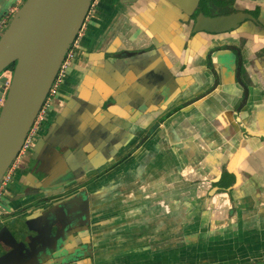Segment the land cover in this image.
I'll return each mask as SVG.
<instances>
[{
    "label": "crops",
    "instance_id": "crops-1",
    "mask_svg": "<svg viewBox=\"0 0 264 264\" xmlns=\"http://www.w3.org/2000/svg\"><path fill=\"white\" fill-rule=\"evenodd\" d=\"M164 1L95 0L84 41L73 60L66 83L60 87L58 100L55 98L58 109L65 110L69 100L74 102L72 97L75 95L96 101L98 95L109 89L100 77H92L90 89L80 88L84 70L79 68L94 66L101 70L104 65V53L98 51L176 38L175 34L180 31L176 19L183 16V9L189 10L198 0H171L170 14L159 9ZM238 2L243 7L257 2L264 4V0ZM167 15H170L171 22L163 31L169 34L156 38L145 35L144 29L148 30L147 27L154 22L157 25ZM199 108L200 111L191 106L187 111L177 112L127 161L94 182L89 183V180L95 176V170L78 167L74 181V185L79 184L77 190L71 189L70 184L49 187L46 183H30L25 165L3 202L0 216L4 221L6 214L17 213L6 229H10L18 240H24L22 234L17 233L19 230L33 233L30 226L33 222L27 224L29 218L38 217L41 211L52 206L62 207L66 201L79 203L80 199L75 197L84 191L86 201L82 202L86 203L88 217L90 215L95 245L93 253L86 255L76 251L78 243L89 240L90 234L87 227L79 228L72 220L70 230L59 236V240L64 239L63 245L52 251L43 264H264V141L252 138L242 141L238 134V154L242 155L239 187L234 191L233 199L227 194L209 198L208 180L220 173L219 160L227 158L221 155L224 146L218 148L216 145L219 142L232 145L239 128L233 111L216 105ZM156 116L158 113L145 121H153ZM116 122L129 128L134 135H129L133 137L122 146L128 135L118 128L115 144L119 147L113 153L106 147L97 150L101 162L110 156L112 162L119 159L136 144V137L143 134L140 128L130 126L127 121L121 122L118 118ZM243 122L254 129L263 127L264 110L246 112ZM50 123L46 124L41 135L45 134ZM196 144H201L207 154L199 157L198 165L183 172L189 179L184 181L180 171L197 151ZM194 160L191 162H197ZM40 197L45 198L44 201L48 197L54 199L42 208L43 203L37 204ZM232 206L235 210H231ZM19 220L21 224L17 226ZM1 234L0 254L3 256L7 250L3 247Z\"/></svg>",
    "mask_w": 264,
    "mask_h": 264
},
{
    "label": "flooded vegetation",
    "instance_id": "flooded-vegetation-1",
    "mask_svg": "<svg viewBox=\"0 0 264 264\" xmlns=\"http://www.w3.org/2000/svg\"><path fill=\"white\" fill-rule=\"evenodd\" d=\"M94 2L95 0H93L84 25L72 45L75 57H77L80 44L84 41ZM164 2L167 3L166 0ZM170 2L171 0H168V6L159 9L163 13L170 14L172 11L169 8ZM240 5L238 0H198L194 7L189 10L183 9V16L176 19L177 29L180 31L175 34L176 38L172 41L157 40L151 43H137L117 50L98 51L97 53H104L102 69L97 70L94 66L85 68L84 77L81 80L79 79L80 86L83 89H86L85 87L90 89L92 79L100 77L104 84L109 86V89L106 88L101 95H98L96 101L93 99L86 100L84 97L74 94L75 96L72 97L74 102L69 100L65 106V108H72L71 112L67 114L64 113L65 110L58 109L56 99L51 103L47 117L38 132L40 136H44L45 141L41 142L45 147V151L32 162L31 151L36 147V141L38 140L35 139L27 156L21 160L13 180L4 193L0 205V215L3 211V202L10 193V187L18 173L25 170V165L26 176L30 183L34 184L47 182V185L53 177L58 176V174L63 176V172L72 169V160L65 156L66 149L64 145L62 147L58 145L61 144L62 140L59 135H56V131L53 133V130L50 129L51 126L54 125L59 130L64 126H71L74 135H79L78 129L83 124H87L90 128H96L98 132L102 130L103 134H87L76 142L98 143V145H94L89 149V153L86 152V155L79 154L77 157L79 164L84 169L89 167L86 170L96 171L95 176L89 180V183H91L101 175L127 161L136 150L154 137V134H157L158 128L166 120L177 112L187 111L191 106L199 111V107L202 108L207 105L211 107L216 105L221 109L233 111L239 133L236 134V139L233 136L231 147L222 144V142L216 145L218 148L224 146L225 150L221 152V155H225L227 158L219 160L220 173L213 179H207L210 184L207 191L209 198L219 194H227L233 199L234 191L239 187L237 185L239 182L238 176L241 172L239 162L242 155L238 154V146L240 145L238 134L241 136L240 140L242 141H246L248 138L264 141V125L254 129L243 122L246 112L264 110V4L257 2L247 7ZM201 14L209 17L229 18L226 21L227 23L216 25L218 28H226L211 30L205 28L206 25L201 22L199 26L202 28H198L197 20ZM160 26L162 27V25H156V28ZM151 28H155V26H151ZM163 32L169 34V32ZM183 34H185V37ZM75 57H73L69 67L63 74L62 85L66 83ZM60 90L59 88L57 95ZM155 113H158V116L153 121H145L150 115L154 116ZM116 118H120L121 122L127 121L130 126L140 128L143 134L136 137V144L119 159L112 162L110 156V158L108 157L101 162L102 160L98 157L96 151L106 147L113 153L119 147V144H115L118 138L115 133L118 128L128 135L123 139L122 146H125L133 137L129 135H134L122 123L121 125L117 124ZM48 123H50L49 128L46 129L44 135H41ZM255 133H263V135H253ZM51 139H56L58 146L52 144ZM73 140H75V137ZM195 147L197 151L191 157V161L195 159L194 161L197 162L186 161L187 163L180 171L184 181H189V179H186L183 172L193 165H198L200 162L199 157L207 154H205L206 149L201 144H196ZM232 147L234 148L233 151H231ZM78 151L79 149H77ZM57 154H59L58 157H54ZM78 162L76 163L78 164ZM53 164H56V166H52ZM101 166L104 167L98 172L97 170ZM36 171L39 172L38 175ZM65 174L68 180L71 181L75 179L77 172L75 169L74 172L68 171ZM55 181L57 179L52 181L51 184ZM139 182H141V179ZM70 185L73 190L79 189V184L74 185L73 182ZM53 199L54 197H48L44 201L45 198L40 197L37 199V204L43 203L41 207L44 208ZM75 206L79 207L80 204L76 202ZM233 206L231 210H235ZM16 214L14 212L6 214V221L3 220V216H0V231L4 232L5 237L7 236L5 233L8 232L5 231L6 226L17 217ZM8 218L10 219L8 220ZM35 218L31 219L33 223L30 226L42 229V220ZM76 222L79 228L87 227L90 234L89 240L78 243L76 251L80 254L91 255L95 245L92 237L90 215L88 218L78 217ZM42 238L48 245H54L55 243L53 239ZM7 241L10 244L7 245L6 249L9 248L11 254L16 256V251L17 256L28 255L26 260L21 263L32 259L30 253L33 252V245L28 249L27 241L23 242V245L14 244L11 238ZM19 241L21 240L19 239ZM28 245L31 244L28 243ZM48 252L52 253L48 250L45 254L49 255ZM33 255L35 256V254ZM45 259L44 257L40 264H43Z\"/></svg>",
    "mask_w": 264,
    "mask_h": 264
},
{
    "label": "water",
    "instance_id": "water-1",
    "mask_svg": "<svg viewBox=\"0 0 264 264\" xmlns=\"http://www.w3.org/2000/svg\"><path fill=\"white\" fill-rule=\"evenodd\" d=\"M12 3V0H0V18L12 6ZM92 3L93 0H26L18 8L12 21L1 36L0 74L8 69L12 63H15V67L13 69L11 85L0 108V181L21 150L25 138L59 73L68 51L71 49L84 25ZM160 4V8L168 6L165 2ZM171 7L169 5V8ZM167 16L162 17V23L159 21L157 24L162 25L161 28H156L154 22V24L147 27L150 31L144 29L145 35L150 38H156L158 37L157 35L163 36V28L166 24L170 25L171 22V19L169 20L170 15ZM227 19L229 18L209 17L201 14L197 20V27L202 28L199 26L201 22L206 25L204 27L207 29H225L226 27L218 28L216 25L225 23L228 21ZM151 26H155V28H151ZM80 69L84 70V68H79L78 70ZM3 90V86L0 85V97L2 96ZM56 98L58 100L59 96L57 95ZM71 109V107L66 108L64 113H70ZM53 126L50 129L53 130V133L56 131V135H59L62 140L61 144L58 145L61 147L64 145L66 149L65 156L72 160V169H68V171L72 172L81 166L78 162L79 159L77 160L79 154L86 155V152H90L89 149L91 147L98 145L95 142H76L87 134H103L102 130L98 132L96 128H90L87 124L80 126V129H78L79 135H74L71 126H64L61 130ZM253 135L262 136L263 133H255ZM74 137L75 140H73ZM36 139H38L39 144L36 143V147L31 151L33 160L39 158L42 152L45 151V147L41 142L45 141L44 136L40 137L38 133ZM55 140L51 139V142L58 146ZM77 149H79L78 152ZM58 155L54 157H58ZM52 166H56V164ZM86 169H89V167ZM68 171L63 172V176L58 174V176L53 177L46 186H69L77 178V174L75 179L70 181L65 174ZM37 178L39 179V177ZM55 179L57 181L51 184ZM69 181L70 183H68ZM76 198L81 200H78L79 207H76V202L71 200L64 202L62 207L55 208L53 206L41 211L35 219L42 220V229L33 228V233L29 234H26L23 230H19L17 234H22L24 240L20 239L21 241H19L10 229L5 230H9L5 233L7 235L6 237L0 233L2 238H5V240L2 239V244L5 250H7L6 257L5 255L0 257V264H12V262L21 263L28 256H17L18 253L16 251V256L11 254V250L9 248L6 249L7 245L10 244L7 241L9 238H11V241H14V244L17 243L16 245H23V242L27 241L31 244L28 245L26 242L28 249L33 245V252L30 253L32 254L30 257L32 259L30 261L34 264H40L44 257L47 258L51 255L49 252V255H46V251H55L58 249V246H62L64 239L59 240V236L61 234L65 235V232L70 230L72 222L76 221L78 217L88 218L86 203L82 202L86 201V193L83 192ZM20 220L16 222L17 226ZM30 222H33L31 218L28 219L27 224ZM42 237L53 239L55 242L54 245H48Z\"/></svg>",
    "mask_w": 264,
    "mask_h": 264
},
{
    "label": "built area",
    "instance_id": "built-area-1",
    "mask_svg": "<svg viewBox=\"0 0 264 264\" xmlns=\"http://www.w3.org/2000/svg\"><path fill=\"white\" fill-rule=\"evenodd\" d=\"M23 1L24 0H15V2L12 4V6L0 18V37H1L2 30H4L7 27V25L10 22L11 17L18 10V5L21 4ZM73 57H75V52H74V49L71 47V49L68 51L62 65L60 67L59 73H58L56 79L54 80L41 109L39 110V112L35 118V121L31 127L30 131L28 132V134L25 138V141L22 145L21 150L19 151L17 157L11 163V165L9 166V168L7 169V171L5 172L4 176L2 177V179L0 181V205L2 203L4 193L6 192L10 182L13 180V178H14L17 170H18V167H19L21 160L27 156L28 151L30 150L32 144L34 143V141L38 135V132L41 128L42 123L44 122V120L47 117L50 105L55 100L57 92L62 85L61 83H62L63 74L65 73L66 69L69 67ZM12 76H13V70L12 69H6L5 71H3L0 74V82H1L0 85L3 86V88H4V90L2 92V96L0 97V108H1V104L5 100L8 89L11 85Z\"/></svg>",
    "mask_w": 264,
    "mask_h": 264
},
{
    "label": "rangeland",
    "instance_id": "rangeland-1",
    "mask_svg": "<svg viewBox=\"0 0 264 264\" xmlns=\"http://www.w3.org/2000/svg\"><path fill=\"white\" fill-rule=\"evenodd\" d=\"M25 1H26V0H24L21 4H19V5H18V8H20V7L22 6V4H23ZM12 2L14 3L15 0H12ZM13 17H14V15L11 17L10 22L12 21ZM8 25H9V24H8ZM8 25H7V27H8ZM7 27H6L4 30H2L1 36L4 34V32H5V30L7 29ZM0 38H1V37H0ZM36 143L39 144V143H38V140L36 141ZM77 213L79 214L78 210H77Z\"/></svg>",
    "mask_w": 264,
    "mask_h": 264
},
{
    "label": "trees",
    "instance_id": "trees-1",
    "mask_svg": "<svg viewBox=\"0 0 264 264\" xmlns=\"http://www.w3.org/2000/svg\"><path fill=\"white\" fill-rule=\"evenodd\" d=\"M10 23V22H9ZM14 67H15V63H12L9 67H8V69H14Z\"/></svg>",
    "mask_w": 264,
    "mask_h": 264
}]
</instances>
